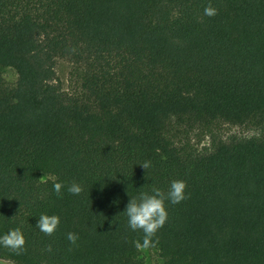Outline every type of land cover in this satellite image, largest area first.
<instances>
[{"label": "trees", "instance_id": "16d2710c", "mask_svg": "<svg viewBox=\"0 0 264 264\" xmlns=\"http://www.w3.org/2000/svg\"><path fill=\"white\" fill-rule=\"evenodd\" d=\"M5 69L0 236L20 227L26 251L0 264H144L124 211L177 179L162 264H264V0H0Z\"/></svg>", "mask_w": 264, "mask_h": 264}, {"label": "clouds", "instance_id": "9594fccd", "mask_svg": "<svg viewBox=\"0 0 264 264\" xmlns=\"http://www.w3.org/2000/svg\"><path fill=\"white\" fill-rule=\"evenodd\" d=\"M204 14L212 17L218 14V9L209 5L205 7ZM144 169H148L150 161L141 164ZM57 195H61V189L64 187L62 183L53 185ZM187 182L185 180H173L167 192L153 187L151 194L142 192L138 197H133L129 200L125 213L128 217L129 227L133 231L140 230L144 233L143 243L136 242L138 249H148L154 247L158 243L153 237L165 225L168 219V211L166 202L171 204H179L187 199L186 195ZM83 191L81 185L73 182L68 187V192L73 195H79ZM60 225V217L58 215L42 214L39 217L36 227L46 235H53ZM67 240L75 245L79 236L74 232L67 234ZM26 239L20 227L11 229L8 233L0 236V245L11 249L15 254H23L25 249ZM48 251H51L49 246Z\"/></svg>", "mask_w": 264, "mask_h": 264}, {"label": "rangeland", "instance_id": "374dc122", "mask_svg": "<svg viewBox=\"0 0 264 264\" xmlns=\"http://www.w3.org/2000/svg\"><path fill=\"white\" fill-rule=\"evenodd\" d=\"M69 72V65L64 61L57 62L55 68V75H56V84L61 86L62 88L67 87V76ZM0 76L3 81L12 86L16 82V73L11 69H5L0 71ZM233 133H239L238 129L231 130ZM204 145H208V141L203 142ZM141 259L143 260L144 264H162V259L160 258L158 252L154 249H141L140 251Z\"/></svg>", "mask_w": 264, "mask_h": 264}]
</instances>
